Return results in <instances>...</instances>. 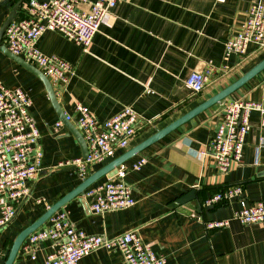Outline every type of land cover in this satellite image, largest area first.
<instances>
[{
	"label": "crops",
	"instance_id": "crops-1",
	"mask_svg": "<svg viewBox=\"0 0 264 264\" xmlns=\"http://www.w3.org/2000/svg\"><path fill=\"white\" fill-rule=\"evenodd\" d=\"M259 1L264 2L121 0L103 17L86 49L58 32L42 35L38 47L44 54L59 56L75 67V75L57 94L65 115L78 118L77 107L82 104L100 123L125 106L133 107L140 117L129 146L94 163L87 177L264 59V49L257 50L255 43L248 44L244 55L226 52L227 41L241 28L251 5ZM14 3L0 7V27ZM79 9L88 10L89 4L81 3ZM18 15H25L23 9ZM209 63L215 68L211 83L202 93L193 94L187 85L188 77L192 72L204 71ZM0 82L21 88L31 97L30 114L40 132L44 152L40 175L29 181L30 196L16 219L0 230V264H4L18 234L83 181L74 169L60 168L58 163L84 155L64 121L56 128L62 118L42 80L1 49ZM235 99L257 101L264 107V70L225 101L123 162L130 168L125 180L134 187L135 205L96 214L85 208L81 194L59 210H68L74 225L87 234L114 237L138 230L146 242L152 243L154 251L166 257V264H264V226L246 225L235 218L241 207L239 200L206 204L214 191L236 184L244 187L248 203L264 200V146L258 150L264 139V112L250 113L240 165L220 173L211 155H199L206 150L220 122L224 104ZM142 157L147 158L144 166L132 169ZM108 178L103 175L91 186ZM221 219H228L229 224L206 228V221ZM54 246L51 239L36 244L31 250L37 256L33 260L22 244L13 264H43ZM79 264L125 262L120 251L100 248L82 257Z\"/></svg>",
	"mask_w": 264,
	"mask_h": 264
},
{
	"label": "built area",
	"instance_id": "built-area-1",
	"mask_svg": "<svg viewBox=\"0 0 264 264\" xmlns=\"http://www.w3.org/2000/svg\"><path fill=\"white\" fill-rule=\"evenodd\" d=\"M121 0H25L22 17H16L6 28L4 43L15 55L23 57L47 75L56 95L64 91L75 75V67L67 60L46 55L38 42L47 31L62 34L86 49L99 31L103 17ZM81 3H88V10L79 9ZM249 43H255L257 50L264 49V2H254L241 28L226 43V52L244 55ZM215 71L209 63L204 71L192 72L187 85L193 94L202 93L212 81ZM32 99L21 88H10L0 82V230L8 227L22 210L32 190L29 181L38 178L41 171L43 147L40 132L30 114ZM79 117L66 114V119L75 123L88 145L87 156L60 161L58 167L72 168L84 180L94 163L113 156L118 149L129 146L137 133L140 117L131 106H125L102 123L94 117L89 107L79 104ZM253 110L264 112L262 103L235 99L224 104L220 122L199 155H211L220 173L229 172L242 163L245 137L249 130V117ZM63 124L60 119L56 128ZM264 146L261 139L260 147ZM147 162L142 157L131 166L140 170ZM107 180L89 187L80 200L92 213L132 207L136 203L134 187L125 177L130 170L125 164ZM244 187L231 185L210 195L206 204L214 206L238 199L241 207L235 218L241 223L264 226V200L248 203ZM229 224L228 219L206 221L208 229ZM51 239L55 246L44 258L43 264H79L85 255L100 248L120 251L125 264H166L164 255L154 251L152 243L146 242L138 230H129L114 237L87 234L72 222L69 211L61 209L50 217L49 224L32 232L24 241L23 249L31 258H37L31 250L36 244Z\"/></svg>",
	"mask_w": 264,
	"mask_h": 264
},
{
	"label": "water",
	"instance_id": "water-1",
	"mask_svg": "<svg viewBox=\"0 0 264 264\" xmlns=\"http://www.w3.org/2000/svg\"><path fill=\"white\" fill-rule=\"evenodd\" d=\"M12 1H15L12 7V10L10 11L9 15L7 16V18L4 20V22L2 23L0 27V49L10 58L15 60L20 65H22L24 68L34 73L36 76H38L42 80L49 94V97L51 99L53 106L55 107L56 111L58 112L62 120L66 123V125H68L71 132L74 133V135L77 137L81 145L83 155L87 156L88 145L86 143V140L84 136L82 135L81 131L79 130V128H77V126L72 121H69L66 119V115L64 111L62 110L60 103L58 102L56 92L53 88V85L49 77L45 75L44 72L41 71L38 67L26 61L23 57L13 54L8 49L6 44L3 42L6 28L16 18L18 11L21 9L22 4L25 2V0H3L0 2V7ZM263 70H264V59H262L260 62L254 65L251 69H249L246 73H244L241 77H239L237 80H235L234 82L226 86L224 89L220 90L215 95L199 103L197 106L190 109L189 111H187L186 113H184L183 115H181L180 117L172 121L167 126L163 127L162 129H159L156 133H154L152 136H150L146 140L142 141L138 145L134 146L133 148L125 152L124 154L112 160L110 163H108L101 169L89 175L81 183H79L74 189H72L70 192L64 195L61 199H59L57 202L51 205L36 221H34L29 226H27L25 229H23L18 234V236L13 242V245L10 249V252L4 264H13L26 238L32 232H34L39 227H41L44 223H46L50 219V217L55 212H57L61 207L66 205L72 199L83 194L85 190L89 186H91L93 183H95L100 177H102L103 175H108L110 177L114 176L117 173V170H118L117 168L121 164H123V162H125L128 158L138 153L142 149L150 146L151 144L163 139L165 136H167L168 134H170L171 132H173L174 130H176L177 128L185 124L186 122L190 121L197 115L201 114L203 111L207 110L208 108L214 106L215 104L221 103L223 100L231 96L234 92H236L238 89L244 86L248 81H250L252 78H254L256 75H258Z\"/></svg>",
	"mask_w": 264,
	"mask_h": 264
},
{
	"label": "trees",
	"instance_id": "trees-1",
	"mask_svg": "<svg viewBox=\"0 0 264 264\" xmlns=\"http://www.w3.org/2000/svg\"><path fill=\"white\" fill-rule=\"evenodd\" d=\"M21 10H22V8H21ZM18 17H19V15H18ZM20 17H22V16H20ZM223 101H225V100H223ZM223 101H222V102H223ZM219 190H221V189H219ZM219 190H216V191H214L213 193H215V192H217V191H219ZM213 193H212V194H213ZM6 259H7V258H6Z\"/></svg>",
	"mask_w": 264,
	"mask_h": 264
}]
</instances>
